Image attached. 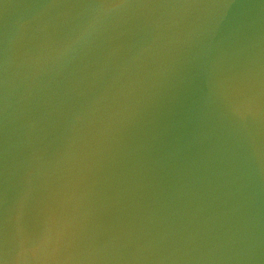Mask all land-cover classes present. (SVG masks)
I'll return each mask as SVG.
<instances>
[{
  "label": "water",
  "instance_id": "95a60500",
  "mask_svg": "<svg viewBox=\"0 0 264 264\" xmlns=\"http://www.w3.org/2000/svg\"><path fill=\"white\" fill-rule=\"evenodd\" d=\"M0 264H264V0H0Z\"/></svg>",
  "mask_w": 264,
  "mask_h": 264
}]
</instances>
